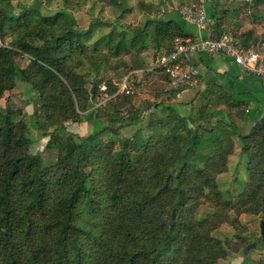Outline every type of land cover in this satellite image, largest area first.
I'll return each instance as SVG.
<instances>
[{
	"label": "trees",
	"instance_id": "trees-1",
	"mask_svg": "<svg viewBox=\"0 0 264 264\" xmlns=\"http://www.w3.org/2000/svg\"><path fill=\"white\" fill-rule=\"evenodd\" d=\"M71 1L51 12L42 0L35 6L0 0V100L25 83L31 118L53 153L44 163L41 152H31L27 122L0 103V264H217L227 248L235 252L243 244L212 232L224 223L239 227L242 213L264 216V113L247 133L232 132L243 105L218 87L208 92L221 94L220 101L207 95L197 105L185 102L188 113L160 103L144 108L132 93L94 107L100 93L117 91L111 75L131 80L150 62L168 85L156 62L187 34L166 16L161 0L138 1L144 19L137 24L122 22L132 9L127 0H99L112 7L115 20L91 15L85 25L76 16L83 0L69 9ZM260 4L246 3L249 11L214 7L212 36L228 31L245 48L264 41V31L224 19L231 10L259 21ZM18 57L27 59L24 66ZM89 109H95L90 132L66 131V122H80ZM134 125L131 135L115 137L119 127ZM231 134L247 154V180L235 198L225 199L216 176L233 152ZM203 204L213 210L197 219ZM259 241L264 252V238Z\"/></svg>",
	"mask_w": 264,
	"mask_h": 264
},
{
	"label": "rangeland",
	"instance_id": "rangeland-1",
	"mask_svg": "<svg viewBox=\"0 0 264 264\" xmlns=\"http://www.w3.org/2000/svg\"><path fill=\"white\" fill-rule=\"evenodd\" d=\"M19 1L29 6L36 5V0H11L13 5H16V3ZM138 1L140 0H127L128 5H130L132 9L122 19L123 23L137 24L144 19L143 13L139 10ZM152 1L154 3H158L159 0ZM161 1H163L161 5L163 10L180 8V0ZM253 1L254 0H251L252 4ZM83 2L84 3L81 8L76 12V16L79 17V21L82 24L85 25L89 20V16L91 15L94 17H99L106 21L115 20V12L113 11L111 6L105 5L99 0H83ZM74 5L75 4L72 0L67 4V7L69 9H72ZM42 6L47 10L53 12L62 7L63 3L62 0H52L51 2L42 0ZM242 6H244L243 8L250 9L248 5ZM255 9L257 13H263L264 5L260 4L258 6H255ZM243 15L245 16V18H243L242 22H248L250 19L249 14L243 13ZM260 20H264V16ZM245 30L247 29L245 28ZM1 43L2 40L0 39V44ZM17 60L21 66H24L27 62V59L25 57H18ZM153 63L154 62H150L149 66L146 68L147 71L145 74L143 73L142 69L133 71L131 80H129V83L133 90L132 94H130L133 98V102L135 104L141 103L144 108L148 106L153 107L154 104L160 103L159 105L161 106L170 105L181 113H188V105L186 108L182 106V104L184 105L185 103L184 100H179L180 97H173L171 96V93H169V90L167 89V81L165 80V76L163 75V73H161L160 71L151 70ZM125 76L127 75L125 74L123 77ZM111 77L113 82L117 85V91L112 95H108L106 92L100 93L97 100L95 101L94 107H98L100 105L102 107L103 103H107L108 100L111 97H114L116 94H125L119 92V83L121 81V78L123 77L117 78L116 75H111ZM103 83L104 82L101 81L100 90H102V86H105V84ZM0 103L3 107H9L14 110V118H23L27 122L29 128V136L33 139V142L30 146L31 152H41L45 159L44 163H47L48 160H53L52 151L44 149L48 136H43L41 134L34 120L31 118L33 104L29 100L27 85L22 81H18L16 87L13 88L10 92H7L0 100ZM161 106H159V108L156 110L157 112L160 111V114L163 112ZM151 111V114L156 112L154 108ZM94 112L95 109H89L80 122H66V131L70 133H76L81 136L90 132L94 124ZM148 113L149 111H146L144 113V117H147ZM135 127V125L121 128L119 127L118 134L115 137L122 139L125 136H129L134 132ZM143 133H147V130L143 129ZM236 139L239 142V139ZM246 161L247 154L240 153L239 155L235 156L234 160H227V167L229 162H231L232 168H230L229 170H227L226 168L227 171L225 170L216 176V184L222 191L223 197L225 199L235 198L236 195L242 190L244 182L247 180ZM212 210V207H210L208 204H203L197 208L195 217L197 219L203 218ZM230 214L232 217L235 216L233 212H231ZM238 219L240 222L239 227L236 228L233 225L224 223L218 229L212 232V235L215 238L221 239L223 241L231 240L234 244H243L242 248L235 252L227 248V256L218 260L217 264H252L254 260H257L258 258H264V252L261 249V244L259 241L261 236L260 222L264 219V216L262 214L256 215L242 213L239 215Z\"/></svg>",
	"mask_w": 264,
	"mask_h": 264
},
{
	"label": "crops",
	"instance_id": "crops-1",
	"mask_svg": "<svg viewBox=\"0 0 264 264\" xmlns=\"http://www.w3.org/2000/svg\"><path fill=\"white\" fill-rule=\"evenodd\" d=\"M247 1L249 4H252L251 0H211L204 4V9L206 15L213 21L212 15L214 7L215 9H221L223 6H230L233 9L237 5H246ZM166 11L168 12L166 16H170L178 21L184 33L187 35L193 38L210 37L213 35L214 28L212 22L199 28L194 24L184 21L177 8L173 11L171 9ZM244 17L243 13L238 14L236 17L231 10L226 11L224 14L226 22L231 21L233 24L236 22L240 23L241 30H245V28L247 30L253 29L256 33L264 31V20L261 21L259 19V21L254 22L250 18L249 21L247 20L248 22L243 23ZM191 62L199 80L197 85L184 92L179 100H184V102L192 101L194 105H197L204 101V96L210 95L212 101L217 102L220 101L218 99H222V95L208 92V90L212 91L211 89H213L214 91L218 87L231 100L243 105L241 116L237 119L236 124L229 128L232 132L247 133L264 113V90L261 79L257 75L245 71L242 67L234 63L230 57L221 53H200L194 55ZM182 106L184 108L187 107L185 104H182ZM218 108L220 111H223L226 119L227 109L225 104H219ZM231 137L234 148L233 153L228 157L230 161L234 160L235 156L240 154L239 142L236 139V135L231 134ZM230 168H232L231 162H229L227 170Z\"/></svg>",
	"mask_w": 264,
	"mask_h": 264
},
{
	"label": "built area",
	"instance_id": "built-area-1",
	"mask_svg": "<svg viewBox=\"0 0 264 264\" xmlns=\"http://www.w3.org/2000/svg\"><path fill=\"white\" fill-rule=\"evenodd\" d=\"M210 1L195 0L184 3L178 9L179 14L184 21L199 28L203 27L211 22L204 9V4ZM200 53H221L230 57L242 69L257 75L264 90V41L245 48L235 41L230 32L223 31L218 37L177 36L170 53L158 59L156 64L162 67L168 78L167 88L174 91L175 97H181L184 92L197 85L199 79L191 61L194 55ZM104 89L105 86H102V90ZM119 92H133L128 76L121 79Z\"/></svg>",
	"mask_w": 264,
	"mask_h": 264
},
{
	"label": "water",
	"instance_id": "water-1",
	"mask_svg": "<svg viewBox=\"0 0 264 264\" xmlns=\"http://www.w3.org/2000/svg\"><path fill=\"white\" fill-rule=\"evenodd\" d=\"M93 88L94 86L92 87V91H93ZM174 215V213H172V216ZM260 234H261V237L264 238V219L261 220L260 222Z\"/></svg>",
	"mask_w": 264,
	"mask_h": 264
}]
</instances>
